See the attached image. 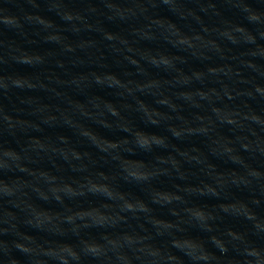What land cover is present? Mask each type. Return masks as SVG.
Instances as JSON below:
<instances>
[{"label":"water","instance_id":"95a60500","mask_svg":"<svg viewBox=\"0 0 264 264\" xmlns=\"http://www.w3.org/2000/svg\"><path fill=\"white\" fill-rule=\"evenodd\" d=\"M264 80V0H0V194Z\"/></svg>","mask_w":264,"mask_h":264}]
</instances>
